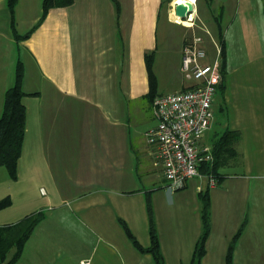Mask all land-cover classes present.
<instances>
[{"label":"crops","instance_id":"1","mask_svg":"<svg viewBox=\"0 0 264 264\" xmlns=\"http://www.w3.org/2000/svg\"><path fill=\"white\" fill-rule=\"evenodd\" d=\"M179 1L185 0H65L42 15L43 0H16L12 10L0 0V113L18 61L26 93L17 178L0 167V199L10 200L0 224L43 213L12 264H155L150 253L130 246L124 225L147 247L148 208L155 215L154 196L173 194L144 133L156 124L152 98L174 85V52L182 75L183 40L202 30L174 21ZM252 10L212 15L220 23L226 72L212 100L218 118L213 111L208 130L217 123L214 133L232 129L240 138L238 157L219 168L220 179L210 186V211L223 227L207 237L201 264H224L240 228L232 264H264V27L258 30L261 19ZM162 12L168 27H181L178 34L160 30ZM257 12L264 20L263 0ZM187 81L175 91L192 85ZM163 237L169 264L172 239ZM196 240L186 250L189 264ZM14 253L12 247L7 259Z\"/></svg>","mask_w":264,"mask_h":264},{"label":"built area","instance_id":"2","mask_svg":"<svg viewBox=\"0 0 264 264\" xmlns=\"http://www.w3.org/2000/svg\"><path fill=\"white\" fill-rule=\"evenodd\" d=\"M191 14L184 19L174 15V21L189 28L199 26ZM200 27L209 35L214 53L208 54L200 34L184 38L180 72L192 85L154 96L151 106L156 124L144 133L170 191L183 188L193 177L207 176L209 186L217 182L214 176L202 174L200 166L212 160L211 146L202 140L214 117L212 100L222 79L221 45L208 29Z\"/></svg>","mask_w":264,"mask_h":264},{"label":"trees","instance_id":"3","mask_svg":"<svg viewBox=\"0 0 264 264\" xmlns=\"http://www.w3.org/2000/svg\"><path fill=\"white\" fill-rule=\"evenodd\" d=\"M65 0H43V12L53 4H61ZM16 0H7L9 8L12 10ZM264 8V0H263ZM218 22V19H216ZM217 37L221 45L220 71L222 75L218 86L223 88V82L226 72L225 65V46L221 37L220 23H216ZM19 36L16 34V38ZM146 62L149 68L150 84L154 86L155 80L151 72V58L147 56ZM23 66L20 61L15 67V76L13 84L6 89L3 100V107L0 113V167H4L11 179L17 178V164L21 156L22 144L25 132L26 108L23 103V97L26 93L22 89ZM186 88V87H184ZM240 134L236 130L226 129L211 143L212 160L205 162L200 166V172L204 175H213L217 181L220 179L219 168L227 165L238 153L235 145L239 140ZM235 155V156H234ZM208 189V188H207ZM203 210L202 221L204 225L203 233L197 238L191 256V264H200L201 258L205 254V242L209 231V209L210 198L209 189L202 193ZM10 204L8 197L0 199V209ZM149 219V238L150 244L143 247L130 230L124 225L132 244L142 252H148L152 255L155 264H165L163 254L160 248L158 233L154 227L152 212L148 208ZM42 212L28 214L16 222L9 224H0V264H12L19 256L25 241L30 236L36 224L42 218ZM241 228L233 235L228 244L225 264H232V252L236 239L240 234ZM15 248L14 255L7 259V253L11 248Z\"/></svg>","mask_w":264,"mask_h":264},{"label":"rangeland","instance_id":"4","mask_svg":"<svg viewBox=\"0 0 264 264\" xmlns=\"http://www.w3.org/2000/svg\"><path fill=\"white\" fill-rule=\"evenodd\" d=\"M207 1L208 2H206V0H198L197 2V5L199 6L198 14L202 23L200 21H197L198 23L196 24H198L199 26H204L215 38H218L216 37L217 28L216 23L214 24L213 21L214 16L212 15H216L219 9L252 8V13L256 15V17H259V19H261L256 21V26L258 30L261 31L264 27V20H262V17L259 16L257 12V9H261V0H248L247 3L246 0ZM165 16L166 14L163 12L160 14L161 31H164L168 27ZM260 22L263 23V25ZM168 28L172 32H174V34H178L181 30V27L177 24H171ZM197 33L203 37L204 47L207 50L208 54L212 55L214 53V47L211 44L209 35L200 29H198ZM176 55L177 53L174 52V85L168 86V88L164 90V92L167 93L174 92L175 89H179L182 83V79L186 81L185 83H189L185 78H183L181 74H179L178 68L176 67ZM218 97L219 94L216 95L217 99ZM216 104L217 103H215L214 105L216 106ZM213 111L215 112V115L217 114L215 117L218 118L217 110L213 109ZM152 123L155 124L153 120ZM216 125L217 126H214L211 130H208L206 132L204 136L205 143H212L215 140V137L219 135V132L214 133V130H216L218 127L217 123ZM237 157L238 154L232 160H230L229 163H233ZM210 176L213 175L210 174ZM23 181L24 177L22 178V182ZM207 188L209 189L210 198V186L208 184V177H193L187 181L186 185L183 188L173 191V194L171 196H168L167 193L156 194L154 196L153 202H155V208L157 212L155 215H152L154 227L158 233V236H164L163 239L165 243H169L170 237L172 239L171 243L169 244V248L171 249L172 253H167V260L169 261V264H189L190 253L187 252V255L186 250H190L193 247L190 246L188 248V244L193 241L194 238H198L204 231V225L202 221V193L204 194V192L208 190ZM208 222L209 231L207 237L210 234L216 235L222 233L223 225H221L220 219L218 218L216 213L211 214L210 209ZM130 246L134 247L131 240Z\"/></svg>","mask_w":264,"mask_h":264},{"label":"water","instance_id":"5","mask_svg":"<svg viewBox=\"0 0 264 264\" xmlns=\"http://www.w3.org/2000/svg\"><path fill=\"white\" fill-rule=\"evenodd\" d=\"M193 8V4L190 0L177 2L174 5V15L184 19L194 11Z\"/></svg>","mask_w":264,"mask_h":264},{"label":"bare ground","instance_id":"6","mask_svg":"<svg viewBox=\"0 0 264 264\" xmlns=\"http://www.w3.org/2000/svg\"><path fill=\"white\" fill-rule=\"evenodd\" d=\"M192 3H193V0H190ZM179 2H181V1H179ZM184 2V1H183ZM177 3V2H176ZM190 17H191V15H190ZM179 19V18H178ZM184 23H186V21H184Z\"/></svg>","mask_w":264,"mask_h":264}]
</instances>
